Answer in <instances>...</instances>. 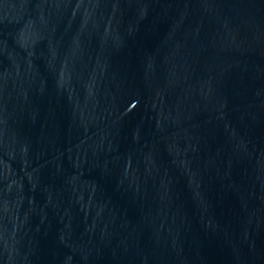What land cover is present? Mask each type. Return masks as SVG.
<instances>
[{"label": "water", "instance_id": "1", "mask_svg": "<svg viewBox=\"0 0 264 264\" xmlns=\"http://www.w3.org/2000/svg\"><path fill=\"white\" fill-rule=\"evenodd\" d=\"M0 264H264V0H0Z\"/></svg>", "mask_w": 264, "mask_h": 264}]
</instances>
